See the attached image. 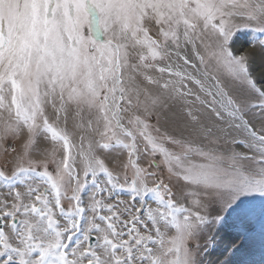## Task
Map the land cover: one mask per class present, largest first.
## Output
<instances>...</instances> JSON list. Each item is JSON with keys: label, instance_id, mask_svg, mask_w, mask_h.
I'll use <instances>...</instances> for the list:
<instances>
[{"label": "snow or ice", "instance_id": "6c2138e0", "mask_svg": "<svg viewBox=\"0 0 264 264\" xmlns=\"http://www.w3.org/2000/svg\"><path fill=\"white\" fill-rule=\"evenodd\" d=\"M0 155V264H219L264 197V0H0Z\"/></svg>", "mask_w": 264, "mask_h": 264}, {"label": "rangeland", "instance_id": "374dc122", "mask_svg": "<svg viewBox=\"0 0 264 264\" xmlns=\"http://www.w3.org/2000/svg\"><path fill=\"white\" fill-rule=\"evenodd\" d=\"M239 39L249 46L248 35ZM242 200V207L225 213L224 223L216 226V244L209 248L206 260L219 264H264V197L251 195Z\"/></svg>", "mask_w": 264, "mask_h": 264}]
</instances>
